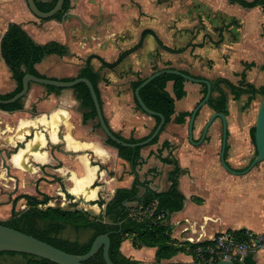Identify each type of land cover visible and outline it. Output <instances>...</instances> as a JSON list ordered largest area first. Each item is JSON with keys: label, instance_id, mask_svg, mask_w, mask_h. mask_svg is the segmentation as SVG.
<instances>
[{"label": "crops", "instance_id": "0c3cea01", "mask_svg": "<svg viewBox=\"0 0 264 264\" xmlns=\"http://www.w3.org/2000/svg\"><path fill=\"white\" fill-rule=\"evenodd\" d=\"M35 1L37 4H48L53 0ZM127 1L108 6L100 4L99 0H70V10L65 19L58 22L36 18L30 13L26 0H0V41L8 26L16 24L38 45L54 42L63 46L65 53L62 56L49 55L35 66L39 75L50 79H76L86 68V58L94 55L89 66L100 76L97 88L107 126L123 139L138 140L151 133L155 122L150 116L136 110L130 84L137 78L144 79L150 75L151 59L155 52H167L163 47L170 48L162 38L170 20H167L165 6L157 4L158 0ZM191 3L196 20L218 29L215 30V37H212V33L210 39L211 50H216L220 58L215 61V58L205 57L213 63V74L215 69L216 77L234 83L231 77L244 72L247 81L254 85L251 77L257 71L260 86L263 85L264 72L258 70L264 66L262 8L243 9L229 4L227 0H191ZM249 17L254 18L252 23L248 21ZM149 18L153 19L156 28L149 24ZM233 20L237 22L236 26H230ZM141 21L143 24H140ZM219 28L222 30L221 41L218 39ZM141 35L143 40L140 43ZM214 42L218 43L215 45ZM252 63L256 68L245 69V65ZM110 64L114 66H106ZM191 84L184 82L186 96L179 102L189 98L188 91L193 95L192 102L178 109L175 101L174 116L159 134L158 141L141 148V166L136 170L138 179L153 191L168 190V174L173 167L163 164L157 157L163 145L168 144L170 147L162 150L161 158L177 161L184 171L178 179V190L185 198L184 206L169 220L171 238L176 244L210 243L223 232L237 234L244 230L262 234L264 162L245 174L226 171L219 159V120L212 123L201 145L188 142V119L181 125L173 119L179 113L191 112L200 102L201 86ZM15 89L16 83L0 54V95L12 93ZM165 90L173 97L172 82L166 84ZM242 100L229 99L227 103L228 146L225 161L235 172L244 171L256 155L250 130L255 126L261 99H255L245 112L238 106ZM22 103V111L7 113L0 110V140L5 138V143L11 147L31 137L25 146V154H18L14 165L19 172L25 170L35 174L33 179L39 177L46 180L41 189L43 191L45 188V194L53 193L55 202L63 205H76L78 201L107 203L116 190L131 188L134 176L129 163L120 159L114 148L103 143L100 130V133L96 132V120L82 123V115L88 111L83 110L72 89L50 93L46 87L31 84ZM212 114V111H208L195 120L194 141L199 140ZM39 168H44L45 172L42 173ZM21 190L24 192L25 188ZM143 193L144 188L139 187L138 195ZM49 197L53 200L52 196ZM196 199L200 202L197 203ZM7 210V206H0L1 220L5 218ZM120 250L127 258L154 259V249L135 250L128 241L121 244ZM254 259L256 264H264L262 253L255 254Z\"/></svg>", "mask_w": 264, "mask_h": 264}, {"label": "trees", "instance_id": "16d2710c", "mask_svg": "<svg viewBox=\"0 0 264 264\" xmlns=\"http://www.w3.org/2000/svg\"><path fill=\"white\" fill-rule=\"evenodd\" d=\"M56 1L57 0H53L48 4H37V8L44 13L49 12L53 9ZM227 1L229 4L238 5L243 9L261 7L264 12V0H253L251 2L245 0ZM69 10L70 0H65L62 10L49 20L60 22L65 19ZM221 31L222 30L219 31L220 41L222 38L220 34ZM217 43H215V45ZM163 48L167 52H182V50L170 49L167 47ZM64 53L65 48L63 46L54 42L45 45H38L19 25L10 24L1 38L0 54L5 65L11 72V77L16 83V89L12 93L0 95V100H7L20 92L22 79L26 74L35 77H42L36 71L35 66L45 57L53 54L62 56ZM106 66L113 67L114 64ZM253 67H255L253 63L245 65V69ZM260 69L264 71V66L260 67ZM182 72L188 74L186 71ZM244 74L245 73L243 72L240 76L244 77ZM77 78H85L90 81L101 105L97 88L100 76L88 66L81 70ZM72 80L74 79L63 81ZM142 81L143 79L137 78L130 84L133 93ZM168 82H172L173 97H171L165 90ZM210 83L212 95L207 107H209L212 112L222 113L225 117L228 116L227 103L229 95H231L233 101H238L243 95H250L249 101L257 94L264 97V86L255 88L252 84L246 83L245 86L242 87L234 85L224 78H218ZM183 84L184 80L181 77L165 75L156 78L139 92V96L145 106L149 110L161 114L164 117L165 125L161 132L166 125L171 122L172 117L174 116L175 101H179L186 96ZM201 87L203 98L206 92V87L204 85ZM224 88H226L228 93ZM47 90L50 93H57L60 91V89L56 88H47ZM72 90L83 110L88 111L87 113H83L82 123L85 124L88 120H96V113L87 87L84 84H78L72 88ZM214 93L216 94L215 97L213 96ZM133 99L136 110L142 112L135 97ZM22 100L23 99H20L12 105H0V110L7 113L22 111ZM199 114L200 113L197 114V117ZM190 115L191 112L179 113L173 121L176 124H185L186 119H189ZM151 118H153L155 126L160 121L158 117ZM95 128L99 129L98 124ZM114 135L127 143H137L147 138L144 137L138 140L133 138L123 139L116 134ZM250 136L254 145V127L250 130ZM157 141L158 136L148 146L154 145ZM103 143L114 148L117 152V156L129 163L131 174L134 176V181L130 189L116 190L112 199L107 203L101 201L93 203L92 205L96 204L99 207L104 206V210L103 212L101 211L102 213L100 215L92 216L83 209L66 210L57 207H48L44 210H40L29 198L27 199L28 209L26 211L21 212L17 217L8 221H0V225L19 231L63 252L77 256L86 254L95 238L102 235H108L109 259L113 264H139L137 261L131 260L122 254L120 250L121 244L125 241H128L131 244V247L135 250H141L143 248L154 249L155 264L185 263L173 262L174 259H181L185 256L192 257L193 262L197 263H208L211 261L208 256H206L205 260H199L195 255L199 248H203L210 243L207 242L197 245L176 244L171 238V226L169 224L170 217L183 209L185 198L178 190V179L184 171L180 169L177 161L169 159L168 157L161 158L162 150L164 148H169L170 146L168 144L163 145L162 149L157 153V157L163 164L171 165L173 167L172 171L168 174L170 186L166 192H156L151 190L145 182H140L138 179L136 170L141 166V148L121 147L108 139H104ZM139 187L144 188V193L141 196L138 195ZM195 201L197 203L200 202L199 199H196ZM159 215H163V217L159 219ZM68 228L75 232L90 231L91 237L87 242L71 241L63 238L62 233ZM244 232V230L239 231L236 234L237 237L244 239ZM5 257L21 258L22 262L17 264H54L50 261L26 254L3 252L0 253V264H4L2 260ZM212 261L217 262V259H213ZM232 261L235 264H256L254 255L250 253L241 261L238 259H233ZM84 264H105L102 248H100L93 257L84 262Z\"/></svg>", "mask_w": 264, "mask_h": 264}, {"label": "water", "instance_id": "95a60500", "mask_svg": "<svg viewBox=\"0 0 264 264\" xmlns=\"http://www.w3.org/2000/svg\"><path fill=\"white\" fill-rule=\"evenodd\" d=\"M64 1L65 0H57L53 9L46 13L40 11L37 8V3L35 0H26V4H27V7L30 13L34 15L36 18L41 19V20H48V19L53 18L57 13H59L62 10ZM142 40H143V35H141L140 43L142 42ZM160 47L162 48L161 45ZM137 48L138 47H136L135 49ZM133 51H131V53ZM66 54L68 53L66 52ZM93 56L94 55H91L86 58V60L84 61L85 67L89 66V62L91 58H93ZM121 60L122 59H120V61ZM165 75L178 76V77H181L185 82H190V83L197 84L200 86L204 85L206 87L205 95L203 96L202 100L191 111V115L188 119L187 137H188V142L190 144L195 145V146L201 145L205 141L207 137L208 129L210 128L212 123L215 120H219L222 125L221 151H220L219 159H220L221 166L226 171L232 174H245L249 172L255 165L261 162H264V97L262 98L260 105L258 107L256 119H255V126H254V147H255L256 155L254 159L251 161L250 165L244 171L235 172L228 167L225 161L226 140H227V121H226V117L222 113L213 112V114L209 117V119L207 120L203 128V131H202V134L199 140L198 141L193 140V127H194L195 120L197 119V114L200 113V111L205 106H207L209 99L212 95L210 81L207 79H203V78L199 79V78L193 77L191 75L185 74L182 71H179L176 69L167 68V69L158 70L150 74L146 78H144L142 83L135 89L134 97L141 111L145 115H148L150 117H158L160 120L159 123L153 129V131L147 136V138L137 143H127L125 141L120 140L118 137H116L113 134V132L109 129V127L107 126L105 122V119L102 114L101 105L99 103L95 90L92 84L90 83V81L85 78H77L72 81H63L59 79L35 77L29 74H26L22 79L20 92H18L13 97L7 100H0V105H12L18 100L24 99L29 91V87L31 84L43 86L46 88H56L60 90L72 89L78 84H84L89 91V94H90V97L93 103V107L96 113V122L99 126V130L103 138L108 139L112 141L113 143H115L116 145H119L121 147L143 148V147L148 146L157 136H159L162 128L165 125V119L161 114L155 113L149 110L145 106V104L143 103V101L141 100L139 96V92L145 86H147L152 81H154L156 78L160 76H165ZM77 203L81 204L83 207H92L91 202L78 201ZM83 210L85 211V209ZM100 248H102V251H103L104 263L113 264L109 259L108 235H102V236L95 238L89 251L84 255L77 256V255H71L66 252H63L57 248H54L48 245L45 242L37 240L31 236L25 235L19 231H16L9 227L0 225V253L3 252V253L26 254V255H30L33 257H37L40 259L50 261L54 264H84V262H86L91 257H93V255H95V253ZM172 264H235V263L230 259H224L221 261L208 262V263L185 262V263H172Z\"/></svg>", "mask_w": 264, "mask_h": 264}, {"label": "rangeland", "instance_id": "374dc122", "mask_svg": "<svg viewBox=\"0 0 264 264\" xmlns=\"http://www.w3.org/2000/svg\"><path fill=\"white\" fill-rule=\"evenodd\" d=\"M99 1H100L99 3L102 5L115 6L117 4L119 5V2H121L122 0H99ZM126 2H129V1L126 0ZM146 3H147V1H146ZM134 4H135V2H134ZM153 4H154V2H153ZM157 4L165 6V8L167 10L166 11L167 20H170L169 26H167V29H166L165 37L162 36V38H164L166 41V43H165L166 46H168L172 49H176V48H178V50L182 49L183 51L180 54H171L168 52H164L162 50L155 52V54L152 56V59H151L150 74H152L158 70L170 68V69H176L179 71H186L188 74H190L193 77L207 79L210 82H213L218 78H221V77H216L214 75V74H217V71L215 69H214L215 73L213 74V72H212L213 71L212 61H208L205 59V57H209V56H210V58L211 57L215 58V61L220 58L219 57L220 54L216 50H211L212 42L210 39V35H212V33L214 34L212 37H215L216 31L218 29H212L208 25L201 24L200 21L195 19V16L192 13L193 12L192 11L193 6L191 3V0H158ZM157 4H154V5H157ZM238 8L239 7L237 6V9ZM235 9L236 8H234V10ZM231 14H236V13L231 12ZM252 19H254V18L249 17L248 21L252 23V21H253ZM149 20H150L149 24L151 26L154 25V23L152 21L153 19L149 18ZM140 24H143V22L141 21ZM236 25H237V22H235L234 20L231 21L230 26H236ZM154 26L156 28V25H154ZM223 27H225V26H223ZM223 27L221 29H223ZM219 30H220V28H219ZM225 30H226V28H225ZM231 35H230V37H231ZM218 39L220 40L219 36H218ZM199 47H201L199 49L200 51L198 49H196ZM197 51H199V52H197ZM253 68H256V67H253ZM258 70L261 72H264L260 68H258ZM244 75H245L244 77H241L240 75H237V77H231V79L234 83H232L231 81L230 82L234 85H239L242 87H244L246 83L252 84V83L247 81L246 74H244ZM258 75H259V72L256 71L254 74V77L253 78L251 77L252 81L254 82V85L253 84L252 85L255 88H259V87L264 86V84L260 86L261 80L258 78ZM191 85H193V84H191ZM201 89H202V87H201ZM224 89L228 93L226 88H224ZM200 94H201V99H202V92H200ZM213 96L215 97L216 94L214 93ZM188 97L189 98H187L184 101H180V102L177 101L176 102L178 109L179 108L181 109L184 106L190 104L192 102V100L194 99L193 95L190 93V91H188ZM249 98H250V95L241 96L240 99H243L242 100L243 102H240V104H238V106L240 105L241 111H243V112L247 111L251 107V105L255 99H261L262 100L263 97L261 95L257 94L250 101H249ZM229 99L232 100L231 95L228 96V100ZM261 100H260V102H261ZM260 102H259V105H260ZM231 107H232V105H231ZM232 109L234 110V107H232ZM208 111H211V110L209 109V107L205 106L200 111L199 116H204L205 114L208 113ZM96 132L100 133L98 129L96 130ZM221 134H222V125H221ZM227 141H228V124H227L226 145H227ZM34 175H32V177H34ZM22 179L23 180L25 179L24 174H22ZM25 185H28V184L25 183ZM43 193L44 194L46 193L45 188L43 189ZM45 195H49V196L53 197V200L51 201V203L54 206L58 204L62 208L67 209V210H69V209H85V211L88 212L92 216L93 215H100L104 210V206L99 207L98 205H96V207H94V208L83 207L81 204H76L77 207H76V205H71V204H67V203L65 205H63L61 202H55L54 201L53 193L48 192ZM22 206H24V202H21L19 205H17V207L15 208V212L19 213L20 211H22ZM70 206H72V207L69 208ZM43 208H45V207H43ZM5 220H1V221H5ZM62 237L69 239L71 241L87 242L91 237V232L90 231L75 232V231L68 228L62 233ZM196 258L199 259V257H197V255H196ZM130 259L137 261L139 264H155L154 259H151V260H147L146 258H138L137 260H135L134 258H130ZM199 260H201V259H199ZM2 261L4 264H17V263H21L22 259L19 257H16V258L5 257V258H3ZM173 262H193V260H192V257H186L185 256L181 259L176 258L173 260Z\"/></svg>", "mask_w": 264, "mask_h": 264}, {"label": "flooded vegetation", "instance_id": "af4514ba", "mask_svg": "<svg viewBox=\"0 0 264 264\" xmlns=\"http://www.w3.org/2000/svg\"><path fill=\"white\" fill-rule=\"evenodd\" d=\"M30 139L31 137H27L24 139V141L16 142L11 147L9 146V143L8 145L5 143V138L0 140V206H7L8 210L6 211L5 218L3 219H6L5 221L13 219L17 217L21 212L26 211L28 209L27 199L29 198L36 204V207L40 210H44L48 207H57L64 209L61 206L51 205V197L43 193L41 185L45 184L47 182L46 180H43L39 177L37 179H33V174L31 172L24 170L21 171V173L19 172L20 170L16 169L14 165V162H16L17 159V155H23V153L25 154V146L28 144ZM39 170L42 173L45 172L44 168H39ZM22 174L25 175L24 180L22 179ZM25 183H27L28 185H25ZM22 187L25 188L24 192H22L21 190ZM4 188H6V190H4ZM21 202H24L25 207L22 206V211H20L19 213L15 212V208Z\"/></svg>", "mask_w": 264, "mask_h": 264}, {"label": "built area", "instance_id": "2783aa9c", "mask_svg": "<svg viewBox=\"0 0 264 264\" xmlns=\"http://www.w3.org/2000/svg\"><path fill=\"white\" fill-rule=\"evenodd\" d=\"M163 215H159V219ZM264 255V233L255 234L250 231L244 232V239H240L236 234L231 232H223L218 234L209 245L199 248L196 251L197 257L205 260L208 256L211 261L217 259L221 261L224 259H238L242 260L247 254Z\"/></svg>", "mask_w": 264, "mask_h": 264}, {"label": "bare ground", "instance_id": "6f19581e", "mask_svg": "<svg viewBox=\"0 0 264 264\" xmlns=\"http://www.w3.org/2000/svg\"><path fill=\"white\" fill-rule=\"evenodd\" d=\"M68 141H70L69 138H68Z\"/></svg>", "mask_w": 264, "mask_h": 264}]
</instances>
